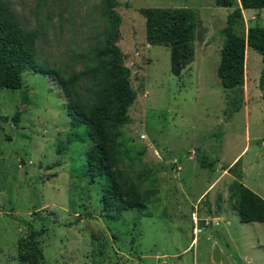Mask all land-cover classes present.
<instances>
[{"label":"rangeland","instance_id":"374dc122","mask_svg":"<svg viewBox=\"0 0 264 264\" xmlns=\"http://www.w3.org/2000/svg\"><path fill=\"white\" fill-rule=\"evenodd\" d=\"M6 1L24 30L38 32L36 62L63 76L82 70L76 56L111 29L108 0ZM112 1L120 25L110 42L135 92L130 122L121 127V165L132 175L149 170L142 188L155 195L143 210L102 217L100 180L84 175L87 129L70 128L67 99L51 76L26 71L20 89H0V264H19L17 241L27 224L45 230L37 238L44 264H264V223L240 222L234 178L196 202L246 146L237 171L264 199L261 55L246 48L242 108L226 119L234 94L216 71L228 8L214 0ZM148 8L198 12L194 60L178 76L169 49L147 44L140 11ZM255 25L264 27V9L245 10L234 31L245 36ZM200 156L217 160L213 171L199 165Z\"/></svg>","mask_w":264,"mask_h":264},{"label":"trees","instance_id":"16d2710c","mask_svg":"<svg viewBox=\"0 0 264 264\" xmlns=\"http://www.w3.org/2000/svg\"><path fill=\"white\" fill-rule=\"evenodd\" d=\"M111 29L104 36H94L77 61L83 69L65 76L56 69L40 65L35 60L36 30H24L17 22L11 4L0 0V89H20L26 71L47 74L59 85L67 99L66 111L72 129L85 127L91 146L85 153L84 175L100 181L102 217L116 219L124 211L143 210L156 190L142 188L152 176L147 169L134 175L124 168L120 138L121 127L128 124V109L135 99L129 69L119 62L120 50L111 41L119 34L120 17L116 3L108 0ZM217 7L232 8L219 34L223 38L216 71L222 87L234 94L226 119L240 111L245 85V52L249 47L259 53L263 68L258 87L264 101V27L255 25L245 36L234 31L245 10H263L264 0H214ZM140 13L145 19V37L150 46L167 47L170 52V71L180 75L194 60V42L200 28L198 12L190 8H148ZM16 122V117L12 118ZM217 160L199 157L202 168L213 171ZM240 158L232 166H222L234 177V210L242 223H264V199L242 184L237 171ZM238 183V184H237ZM44 228L27 224L26 235L18 239L19 264H44L38 237Z\"/></svg>","mask_w":264,"mask_h":264},{"label":"crops","instance_id":"0c3cea01","mask_svg":"<svg viewBox=\"0 0 264 264\" xmlns=\"http://www.w3.org/2000/svg\"><path fill=\"white\" fill-rule=\"evenodd\" d=\"M231 11H232V8H228L227 10H226V13H227V15L229 14V13H231ZM244 13V11L242 12V14ZM246 148H247V146L239 153V154H237L236 156H235V158L233 159V161H232V163L231 164H228V165H226V166H232V164L238 159V157L241 155V154H243V152L246 150ZM221 169V174L218 176V178H214V179H210V181H208V183H207V187H206V189L204 190V191H202L201 193H200V195L197 197V199H196V202H198V203H200V201L203 199V196L207 193V195H209V193L213 190V189H215L216 187H217V185H219L220 184V182L222 181V180H224V179H232V178H234V177H232V176H230V174L227 172V171H225V170H223L222 168H220ZM217 174H219V171L217 170ZM152 177H153V175H152ZM194 215H196L195 213H194ZM211 215V214H210ZM216 215V212H214V216L213 215H211L214 219H218L219 217H217V216H215Z\"/></svg>","mask_w":264,"mask_h":264},{"label":"built area","instance_id":"2783aa9c","mask_svg":"<svg viewBox=\"0 0 264 264\" xmlns=\"http://www.w3.org/2000/svg\"><path fill=\"white\" fill-rule=\"evenodd\" d=\"M176 168H177V170H180L181 169V167L179 165Z\"/></svg>","mask_w":264,"mask_h":264}]
</instances>
